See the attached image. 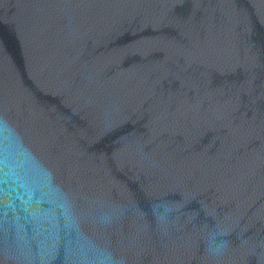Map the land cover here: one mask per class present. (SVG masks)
I'll return each mask as SVG.
<instances>
[{
    "label": "water",
    "instance_id": "95a60500",
    "mask_svg": "<svg viewBox=\"0 0 264 264\" xmlns=\"http://www.w3.org/2000/svg\"><path fill=\"white\" fill-rule=\"evenodd\" d=\"M0 264H264V0H0Z\"/></svg>",
    "mask_w": 264,
    "mask_h": 264
}]
</instances>
